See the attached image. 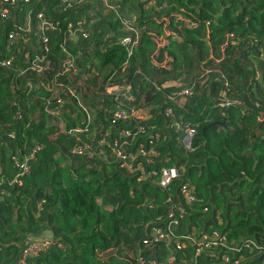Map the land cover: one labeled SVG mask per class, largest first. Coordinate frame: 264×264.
Here are the masks:
<instances>
[{"label":"trees","instance_id":"1","mask_svg":"<svg viewBox=\"0 0 264 264\" xmlns=\"http://www.w3.org/2000/svg\"><path fill=\"white\" fill-rule=\"evenodd\" d=\"M106 3L0 0V264H264V0ZM116 13L139 33L129 58ZM141 148L132 169L117 156ZM169 166L168 190L145 178ZM168 197L175 239L147 246ZM215 229L229 262L184 237ZM36 236L51 244L23 256Z\"/></svg>","mask_w":264,"mask_h":264},{"label":"built area","instance_id":"2","mask_svg":"<svg viewBox=\"0 0 264 264\" xmlns=\"http://www.w3.org/2000/svg\"><path fill=\"white\" fill-rule=\"evenodd\" d=\"M8 1V0H4ZM27 1V0H25ZM64 1H70V0H64ZM103 2L107 5L106 0H103ZM12 4H15V0H11ZM117 16L120 19V22L122 24L123 30L125 31V35L121 37V44L125 48L127 53V58H129L133 52L135 47L137 46L139 42V33L138 30L135 27L134 19L130 15V13L120 14L116 13ZM38 17L40 20L42 19V16L39 14ZM44 22L42 21V24ZM11 37L15 36V33L10 34ZM9 64V60L0 59V66H7ZM66 69H70L71 72L75 73L76 69H74V65L71 58H67L65 61ZM128 89V88H127ZM187 90H183L179 95L187 94ZM125 100H132V96L130 93H125L124 97ZM135 113L133 108L127 109V108H118L113 111L112 115L114 119H126L129 118L131 115ZM165 114L167 116L172 115L171 109H166ZM173 126L176 130L183 131V136L180 139V143L183 145V147L186 150H191V144H192V137L195 133V130L188 124H181L180 122L174 121ZM153 154V151H147L143 148H141L138 153L135 155L131 154H125L123 152H118L117 156L120 158V160L123 162V165H125L127 168L132 169V161L136 158H145L147 159L148 156ZM180 173V170L176 168L175 166H169V167H162L159 169V171L151 170L148 174H146L145 178H150L153 180V184L158 186L161 189L168 190L169 185L172 183V181L176 178H178ZM144 177L143 175L141 176ZM179 193L183 197L184 202L186 204H191L194 202L195 198L193 195L192 190L190 189L189 183L183 184L179 188ZM168 202H171L167 209V217L169 220L160 222L158 225L154 226L152 229V236H150L149 239H145L143 243L147 246H153L154 244L158 242H166L167 244L171 245L172 242L175 239L174 235V228L179 222V219L175 216L176 211L179 212V214H182L184 212L183 207L174 204L170 197L167 198ZM186 239L190 240L195 247V256H199L203 253H207L210 256H213L214 258H219L223 262H229L231 261V252L237 251L238 248L232 246V244H228L226 236L222 233L220 230H213L211 232H200L199 237L197 239L192 238L190 236H184ZM51 244L50 239H38V240H30L28 239L27 242L24 244V247L22 249V255L23 256H31L36 254L38 251L43 250L47 248ZM252 244L251 241H248V243H245V247H250ZM182 243L177 242L176 249L181 248ZM257 249H261L260 247H254ZM234 264H238L237 260L233 261ZM157 264H166L165 262L157 263ZM186 264H195V261H190Z\"/></svg>","mask_w":264,"mask_h":264},{"label":"rangeland","instance_id":"3","mask_svg":"<svg viewBox=\"0 0 264 264\" xmlns=\"http://www.w3.org/2000/svg\"><path fill=\"white\" fill-rule=\"evenodd\" d=\"M39 238H40V236L33 237V239H39Z\"/></svg>","mask_w":264,"mask_h":264},{"label":"crops","instance_id":"4","mask_svg":"<svg viewBox=\"0 0 264 264\" xmlns=\"http://www.w3.org/2000/svg\"><path fill=\"white\" fill-rule=\"evenodd\" d=\"M30 239V238H29ZM43 239H45V238H43ZM30 240H32V239H30Z\"/></svg>","mask_w":264,"mask_h":264},{"label":"water","instance_id":"5","mask_svg":"<svg viewBox=\"0 0 264 264\" xmlns=\"http://www.w3.org/2000/svg\"><path fill=\"white\" fill-rule=\"evenodd\" d=\"M221 124H223V123H221Z\"/></svg>","mask_w":264,"mask_h":264}]
</instances>
